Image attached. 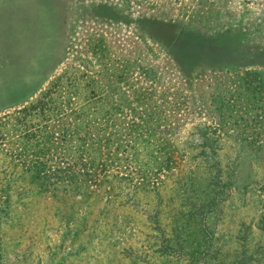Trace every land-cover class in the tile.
I'll use <instances>...</instances> for the list:
<instances>
[{
    "label": "rangeland",
    "instance_id": "rangeland-1",
    "mask_svg": "<svg viewBox=\"0 0 264 264\" xmlns=\"http://www.w3.org/2000/svg\"><path fill=\"white\" fill-rule=\"evenodd\" d=\"M0 264H264V0H0Z\"/></svg>",
    "mask_w": 264,
    "mask_h": 264
},
{
    "label": "trees",
    "instance_id": "trees-1",
    "mask_svg": "<svg viewBox=\"0 0 264 264\" xmlns=\"http://www.w3.org/2000/svg\"><path fill=\"white\" fill-rule=\"evenodd\" d=\"M200 217H201V219L204 220L205 214L202 213V214L200 215ZM167 242H168L167 237L161 236V238H160V248H162V249H164V248H165V249H168V247H167Z\"/></svg>",
    "mask_w": 264,
    "mask_h": 264
}]
</instances>
